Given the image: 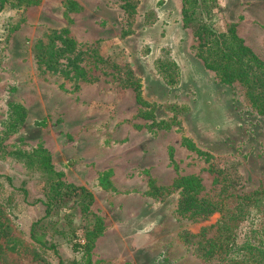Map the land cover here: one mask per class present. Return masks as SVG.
<instances>
[{"label":"rangeland","instance_id":"rangeland-1","mask_svg":"<svg viewBox=\"0 0 264 264\" xmlns=\"http://www.w3.org/2000/svg\"><path fill=\"white\" fill-rule=\"evenodd\" d=\"M66 1L41 0L38 6L0 13V181L3 197L12 196L5 215L17 241L6 246L0 240L6 246L0 264H59V259L67 264L80 257L63 237L56 238L57 255L36 254L29 239L30 224L44 214L41 203L30 204L44 200L45 179L16 152H30L39 143L50 152L65 182L96 193L91 211L97 216L103 211L114 218L117 206L136 211L144 207L140 217H145V232L152 238L153 264H212L200 257L196 241L202 231L208 239L216 236L219 214L205 220L181 216L176 211L178 192L150 197V183L161 189L193 176L202 185L198 197L211 201L221 195L216 177L233 180L236 193L263 190L264 115L251 108L240 84L220 83L197 58V41L181 23V0H137L130 17L121 0H71L78 5L74 11L66 10ZM230 24L264 60V0H218L212 27L224 32ZM60 29L68 30L79 49H88L81 57L87 81L38 71L34 42ZM123 32L129 35L122 37ZM157 59L176 64L177 85L167 86L156 73ZM129 72L140 83L144 105L136 101L131 87L123 86ZM10 103L27 110L24 124L15 132L7 131ZM184 138L205 155L185 148ZM211 162L215 173L208 171ZM103 172L109 180L113 176V192H104L98 184ZM6 178L27 191L24 203L22 193H12ZM76 204H67L68 213L73 214L77 239L83 240L91 217L82 215ZM64 212L55 210L49 218L61 231L67 228ZM138 231L131 228L118 241H140ZM183 233L192 236L190 243L184 242ZM122 255V264H131L128 254Z\"/></svg>","mask_w":264,"mask_h":264},{"label":"trees","instance_id":"trees-1","mask_svg":"<svg viewBox=\"0 0 264 264\" xmlns=\"http://www.w3.org/2000/svg\"><path fill=\"white\" fill-rule=\"evenodd\" d=\"M121 1V8L127 17L135 15L137 0ZM40 2L41 0H0V13L9 9L23 10L38 6ZM65 8L67 11H74L78 9V5L68 0ZM180 15L183 28L191 30L197 41L196 56L204 67L213 72L224 85L240 84L245 90L251 108L258 115H264V60L238 36L235 24H230L224 32H217L212 27L218 17V0H181ZM128 35L127 32L122 33V37ZM32 50L40 73L58 74L64 80H88V73L85 67L81 66L83 61L81 57L88 49L85 51L79 49V45L69 36L67 29L50 30L34 42ZM100 62L106 63L102 59ZM154 65L156 73L167 86L178 84L179 72L175 63L157 59ZM123 86L131 87L135 91L136 101L141 105L146 104L140 93V83L134 79L132 73L129 72ZM8 112L7 131L15 132L24 124L27 110L19 103H10ZM146 117L153 118L150 113L146 114ZM151 121L155 124L153 119ZM182 145L190 151L205 155L187 138L183 139ZM16 155L33 169L40 171L45 179L44 200L30 204L41 203L44 207L42 217L33 221L28 229L34 252L57 255L60 243L56 238L63 237L71 251L80 255L78 260L67 264H77L79 260H83L84 264H98V261L92 260V250L96 239L104 230V224L102 219L91 211L93 194L83 186L65 182L64 173L55 169L51 154L43 144H37L30 152H16ZM168 157L173 163L172 148L168 150ZM209 159L208 157L207 161ZM208 171L216 172L212 162L208 164ZM107 176L109 177V174L105 175V172L100 174L98 184L104 190H113ZM6 179L9 182L8 186L10 185L14 191L12 193L16 191L22 193L21 201L24 203L27 200V191L22 186L15 188L10 178ZM214 183L221 184V195L215 201L198 197L202 185L200 180L193 176L181 177L170 187L161 189L150 183L149 189L153 192H149L148 195L159 198L177 191L176 211L181 216L205 220L214 213L219 214V220L215 225L216 236L208 239L202 231L198 235L199 240L196 241V250L205 261L212 264H264V189L243 194L234 191L233 180L216 177ZM4 195V186L0 181V240L4 239L7 246L8 243L16 244L17 241L11 234V221L5 215L11 208L12 196L6 194L7 197L4 198ZM71 201L78 203L76 205L82 215L91 217V224L85 229L83 240L77 239L73 214L68 213L71 206L68 207L67 204ZM14 207H18V204ZM58 209L65 210L62 216V221L67 227L65 231L58 229L57 221L49 220L52 213ZM188 237L192 236L183 233L185 243H190ZM5 245L0 241V259ZM61 261L59 259V264H64Z\"/></svg>","mask_w":264,"mask_h":264},{"label":"crops","instance_id":"crops-1","mask_svg":"<svg viewBox=\"0 0 264 264\" xmlns=\"http://www.w3.org/2000/svg\"><path fill=\"white\" fill-rule=\"evenodd\" d=\"M79 171L81 168H77ZM110 182L114 187L113 176L110 177ZM75 185V184H74ZM102 189V188H101ZM104 192H113L112 190H104ZM93 193L94 202L97 196ZM116 216L113 218L103 211L97 212L98 216L102 219L104 230L102 234L96 239L94 248L92 250V260L101 261L104 264H122L124 262V252L128 254L131 264H153L154 257L152 254V238L146 231L145 217H140L141 213H145L144 207L139 211L131 209V207L123 206L122 210L119 206L116 207ZM139 212V213H137ZM96 213V212H95ZM134 227V228H133ZM139 230L142 234L137 235L140 241L131 243L128 238H122L123 241H118L120 236L128 235V230ZM130 247V248H128Z\"/></svg>","mask_w":264,"mask_h":264}]
</instances>
